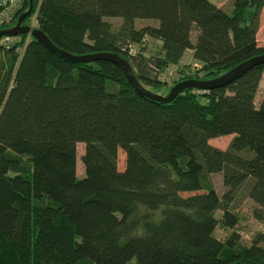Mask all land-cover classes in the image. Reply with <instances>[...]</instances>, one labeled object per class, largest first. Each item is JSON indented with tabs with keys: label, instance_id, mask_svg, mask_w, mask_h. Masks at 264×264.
I'll return each instance as SVG.
<instances>
[{
	"label": "trees",
	"instance_id": "obj_1",
	"mask_svg": "<svg viewBox=\"0 0 264 264\" xmlns=\"http://www.w3.org/2000/svg\"><path fill=\"white\" fill-rule=\"evenodd\" d=\"M31 3L24 23L36 18L74 53H121L158 93L264 53V0H233L231 8L214 0H24L0 28ZM106 16H121L120 27ZM136 17L159 23L137 27ZM2 38L0 264H264V230L241 242L234 207L251 176L254 215L264 219V89L256 102L264 63L164 101L140 94L111 60H71L28 32L9 45ZM189 48L195 68L181 62ZM169 66L176 73L163 76ZM227 133L228 147L210 142ZM214 172L223 174V193ZM220 221L231 228L225 238L215 234Z\"/></svg>",
	"mask_w": 264,
	"mask_h": 264
},
{
	"label": "rangeland",
	"instance_id": "obj_2",
	"mask_svg": "<svg viewBox=\"0 0 264 264\" xmlns=\"http://www.w3.org/2000/svg\"><path fill=\"white\" fill-rule=\"evenodd\" d=\"M218 4H223L227 8H231L233 0H215ZM261 20H260V27L258 30V40L260 43L264 44V7L261 10ZM108 20L112 23V27L114 29H118L122 23V17L121 16H106ZM158 24L159 20L157 18L152 17H136L135 18V26L140 27L144 24ZM196 59L193 56V50L192 48H189L186 50L182 61L187 62L189 67H197L200 64L194 63ZM173 79V77H172ZM169 89V86H165L163 89L160 90L161 93H166ZM264 89V75L261 79L260 87L258 89V92L256 94V102L259 101V98L262 94V91ZM200 99L204 102L208 101L207 97L200 96ZM233 133H227L218 135L215 137L210 138V142L214 145H217L222 148H226L229 146L231 139L233 137ZM85 144L83 142H78V174L82 175L84 172V166L81 159V155L84 152ZM125 161H126V154L125 151L122 148H119L118 151V167L120 169H123L125 167ZM213 180L218 188L220 193H223L225 190V185L223 182V174L222 172H214ZM253 183V177H248L245 182L240 186L236 198L234 200V207L238 211L240 215V219L237 223V229L241 233V242L249 243L254 234L259 230H264V219H259L254 215V208L257 207V203L255 200L249 195L250 187ZM189 192H183V194H188ZM222 211L218 210L217 215L221 216ZM231 231V228L224 226L221 221L218 223L215 234L221 238H225Z\"/></svg>",
	"mask_w": 264,
	"mask_h": 264
},
{
	"label": "water",
	"instance_id": "obj_3",
	"mask_svg": "<svg viewBox=\"0 0 264 264\" xmlns=\"http://www.w3.org/2000/svg\"><path fill=\"white\" fill-rule=\"evenodd\" d=\"M31 10H32V3L27 10H25L23 13L20 14L15 24L4 28H0V36H3L5 34L18 35L23 32H28L31 35H33L36 39L42 41L48 48L71 60H75V61H92L99 59L111 60L116 64H118L123 69L129 81L134 85V87L140 94L148 95L158 100L170 101L186 87H198V88L210 89L213 87L226 85L229 82L236 79L237 77H239L240 75H242L246 70H248L252 66L259 63H264V53L257 54L241 61L237 65L233 66L227 71L222 72L217 76L209 77V78L188 77L176 82L171 87L168 93H158L154 90L149 89L140 81L134 69L133 63L130 61V59L117 51L103 50V51L78 54L58 46L38 25L34 26L32 24H26L23 22L24 18L31 12Z\"/></svg>",
	"mask_w": 264,
	"mask_h": 264
},
{
	"label": "built area",
	"instance_id": "obj_4",
	"mask_svg": "<svg viewBox=\"0 0 264 264\" xmlns=\"http://www.w3.org/2000/svg\"><path fill=\"white\" fill-rule=\"evenodd\" d=\"M24 0H0V24L10 23L22 9ZM32 25H38L36 18L33 20ZM16 35L5 34L3 35L2 42L11 44L15 41ZM20 50L22 48H19ZM176 73L173 66H169L163 71V76H170Z\"/></svg>",
	"mask_w": 264,
	"mask_h": 264
},
{
	"label": "crops",
	"instance_id": "obj_5",
	"mask_svg": "<svg viewBox=\"0 0 264 264\" xmlns=\"http://www.w3.org/2000/svg\"><path fill=\"white\" fill-rule=\"evenodd\" d=\"M214 1H215V0H214ZM182 58H183V57H182ZM181 62H183V61H181ZM183 63H187V62H183ZM194 63H197V60H195ZM198 63H199V62H198ZM263 75H264V74H263Z\"/></svg>",
	"mask_w": 264,
	"mask_h": 264
}]
</instances>
